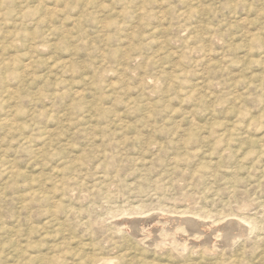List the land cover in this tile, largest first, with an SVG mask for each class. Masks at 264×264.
<instances>
[{
  "label": "rangeland",
  "instance_id": "1",
  "mask_svg": "<svg viewBox=\"0 0 264 264\" xmlns=\"http://www.w3.org/2000/svg\"><path fill=\"white\" fill-rule=\"evenodd\" d=\"M109 263L264 264V0H0V264Z\"/></svg>",
  "mask_w": 264,
  "mask_h": 264
},
{
  "label": "bare ground",
  "instance_id": "2",
  "mask_svg": "<svg viewBox=\"0 0 264 264\" xmlns=\"http://www.w3.org/2000/svg\"><path fill=\"white\" fill-rule=\"evenodd\" d=\"M242 222V221H241ZM243 224V223H242ZM246 226V225H245ZM211 227V226H210ZM216 237V236H215ZM225 238H228V237H225ZM237 238V237H236ZM227 240V239H226ZM110 264V263H109Z\"/></svg>",
  "mask_w": 264,
  "mask_h": 264
}]
</instances>
